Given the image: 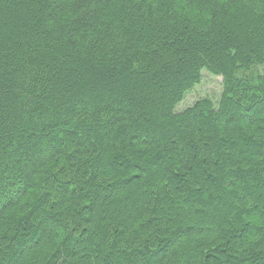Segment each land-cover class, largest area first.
Wrapping results in <instances>:
<instances>
[{"label":"trees","instance_id":"16d2710c","mask_svg":"<svg viewBox=\"0 0 264 264\" xmlns=\"http://www.w3.org/2000/svg\"><path fill=\"white\" fill-rule=\"evenodd\" d=\"M0 264H264V0H0Z\"/></svg>","mask_w":264,"mask_h":264},{"label":"rangeland","instance_id":"374dc122","mask_svg":"<svg viewBox=\"0 0 264 264\" xmlns=\"http://www.w3.org/2000/svg\"><path fill=\"white\" fill-rule=\"evenodd\" d=\"M223 82L224 76L215 74L207 69L202 70L201 81L187 92L186 96L179 104L178 110L182 111L192 106L196 100L203 97H209L217 103L223 92Z\"/></svg>","mask_w":264,"mask_h":264}]
</instances>
